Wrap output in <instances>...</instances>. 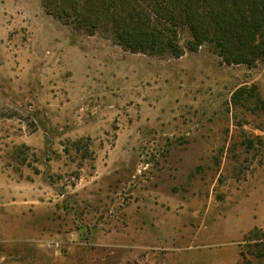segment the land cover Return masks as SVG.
<instances>
[{
	"label": "rangeland",
	"instance_id": "rangeland-1",
	"mask_svg": "<svg viewBox=\"0 0 264 264\" xmlns=\"http://www.w3.org/2000/svg\"><path fill=\"white\" fill-rule=\"evenodd\" d=\"M190 38L133 53L0 0V264H264V60Z\"/></svg>",
	"mask_w": 264,
	"mask_h": 264
},
{
	"label": "trees",
	"instance_id": "trees-1",
	"mask_svg": "<svg viewBox=\"0 0 264 264\" xmlns=\"http://www.w3.org/2000/svg\"><path fill=\"white\" fill-rule=\"evenodd\" d=\"M44 7L89 35L109 33L116 44L133 53L181 57L185 48L179 32L186 28L191 51L210 43L227 64L255 66L264 60V0H44ZM261 235L254 228L245 237L253 240ZM242 256L244 264H252Z\"/></svg>",
	"mask_w": 264,
	"mask_h": 264
},
{
	"label": "crops",
	"instance_id": "crops-1",
	"mask_svg": "<svg viewBox=\"0 0 264 264\" xmlns=\"http://www.w3.org/2000/svg\"><path fill=\"white\" fill-rule=\"evenodd\" d=\"M255 227H262V225L261 224H259V223H252V225L250 226V227H248L247 229H240V231H239V234L237 235V238L238 237H243L244 236V234L248 231V230H251L252 228H255ZM141 229H142V227H141ZM222 255H221V257L218 259V262H217V264L219 263V262H221L222 264H224V262L225 261H228V256H226V254L223 252V253H221ZM232 258L233 259H235V256L232 254ZM231 258V259H232ZM233 261L231 260V263H232Z\"/></svg>",
	"mask_w": 264,
	"mask_h": 264
}]
</instances>
